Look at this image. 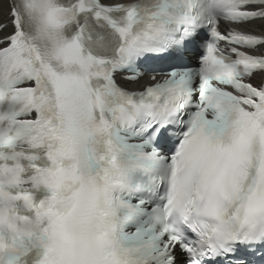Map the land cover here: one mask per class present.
Returning a JSON list of instances; mask_svg holds the SVG:
<instances>
[{
	"label": "snow or ice",
	"instance_id": "snow-or-ice-1",
	"mask_svg": "<svg viewBox=\"0 0 264 264\" xmlns=\"http://www.w3.org/2000/svg\"><path fill=\"white\" fill-rule=\"evenodd\" d=\"M0 264H264V0H0Z\"/></svg>",
	"mask_w": 264,
	"mask_h": 264
},
{
	"label": "bare ground",
	"instance_id": "bare-ground-1",
	"mask_svg": "<svg viewBox=\"0 0 264 264\" xmlns=\"http://www.w3.org/2000/svg\"><path fill=\"white\" fill-rule=\"evenodd\" d=\"M124 1H131V0H124Z\"/></svg>",
	"mask_w": 264,
	"mask_h": 264
}]
</instances>
